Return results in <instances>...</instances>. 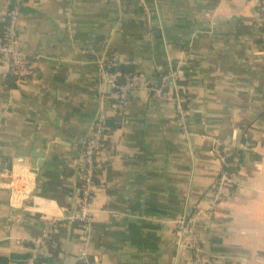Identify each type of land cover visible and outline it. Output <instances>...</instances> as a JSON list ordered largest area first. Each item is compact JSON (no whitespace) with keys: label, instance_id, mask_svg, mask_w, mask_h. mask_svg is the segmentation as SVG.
I'll return each mask as SVG.
<instances>
[{"label":"crops","instance_id":"1","mask_svg":"<svg viewBox=\"0 0 264 264\" xmlns=\"http://www.w3.org/2000/svg\"><path fill=\"white\" fill-rule=\"evenodd\" d=\"M256 18L251 0H24L18 42L35 74L13 78L0 60V264H191L173 222L198 210L209 264H264V39ZM112 55L152 83L177 71L187 133L171 106L133 90L98 159L88 232L61 219L81 186V144L96 130L95 62ZM114 105L106 102L107 115ZM215 148L231 162L233 185L211 206L221 170ZM28 153L47 159L32 171ZM11 170L32 186L14 206ZM47 231L31 260L29 243Z\"/></svg>","mask_w":264,"mask_h":264},{"label":"built area","instance_id":"2","mask_svg":"<svg viewBox=\"0 0 264 264\" xmlns=\"http://www.w3.org/2000/svg\"><path fill=\"white\" fill-rule=\"evenodd\" d=\"M257 7L256 25L263 30L264 39V0H251ZM24 0H6L0 13V22L7 20V28L4 35L0 34V60L4 62L9 74L18 80H26L34 76V70L28 64L27 58L18 42V20L20 16L21 5ZM86 52V51H82ZM98 87V105L99 112L96 119V130L83 140L85 150L81 154V186L78 191L75 205L71 207L61 219L66 224L80 223L88 232L92 229L94 212V192L96 189V170L98 157L95 151L98 149V141L102 138L101 124L107 117L106 102L113 96V90H116V104L114 110L122 114L126 109L128 98L133 90H142L148 93L153 99L171 106L174 110L177 126L184 133H187L186 117L187 112L183 109L185 99L177 93L178 80L177 71L170 70L159 78L158 82L152 83L141 72L133 74L123 85H117L116 78L118 72H111V68L118 67L119 58L112 55L107 59H100L96 62ZM215 153L221 163V170L212 186L211 206L218 204L225 190L233 185L229 174L231 162L226 160L225 154L218 148ZM17 181L23 183V190H19ZM10 191V198L13 206L17 198L21 200L28 198L32 191L29 176L26 173L15 174L10 171V181L6 185ZM201 210L186 215L182 214L173 224L175 227L174 242L177 249L187 252L191 256V264H209L207 257L201 247V241L196 230L197 217ZM56 220L50 221L52 226ZM48 231L42 236L31 241L30 253L31 260H34L41 252Z\"/></svg>","mask_w":264,"mask_h":264},{"label":"trees","instance_id":"3","mask_svg":"<svg viewBox=\"0 0 264 264\" xmlns=\"http://www.w3.org/2000/svg\"><path fill=\"white\" fill-rule=\"evenodd\" d=\"M6 28H7V20H4L3 22L0 23V34L1 35H4ZM260 30H261L262 37H263V30L261 28H260ZM110 71L119 73V76L116 78L117 85H119V86L123 85L126 80H128L133 74H135V72H133L132 69L125 68L122 65H119L116 68H111ZM166 73H163L162 75H160L159 78H161V76L165 75ZM10 76L13 77L12 75H10ZM176 85L178 87L177 93L185 99V103L183 104V109L186 111V104H187L186 93L183 90L182 86L180 85V82H178V80L176 81ZM113 93H114L113 96L108 99L110 104H116V102H117V99L115 96L116 90H113ZM119 122H120V113L117 112L116 110L113 113L107 115L105 120L102 122V124H101V134H102L101 136H102V138H100V140L98 141L99 147L95 151L98 159L101 156V154L105 151V149L107 148V145L111 139L112 133L119 126ZM84 140H87V138H85ZM84 150H85V144L82 142L81 154ZM226 160H229V159H226ZM97 165H98V163H97ZM96 174H97V170H96ZM95 183H97V181ZM29 246L30 247L32 246L31 242L29 243ZM40 255H41V252L37 254V256L34 260L38 259L40 257Z\"/></svg>","mask_w":264,"mask_h":264},{"label":"water","instance_id":"4","mask_svg":"<svg viewBox=\"0 0 264 264\" xmlns=\"http://www.w3.org/2000/svg\"><path fill=\"white\" fill-rule=\"evenodd\" d=\"M22 157H24V158L30 157L31 158L30 167H31L32 171H35L36 169H38L42 165V162H39L38 159H42L43 161L47 159L42 154H38V153L22 154ZM7 169H10V166H7Z\"/></svg>","mask_w":264,"mask_h":264}]
</instances>
